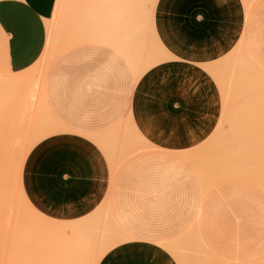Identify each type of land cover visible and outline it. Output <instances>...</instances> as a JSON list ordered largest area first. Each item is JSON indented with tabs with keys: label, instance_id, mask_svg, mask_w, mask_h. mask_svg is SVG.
Returning a JSON list of instances; mask_svg holds the SVG:
<instances>
[{
	"label": "rangeland",
	"instance_id": "374dc122",
	"mask_svg": "<svg viewBox=\"0 0 264 264\" xmlns=\"http://www.w3.org/2000/svg\"><path fill=\"white\" fill-rule=\"evenodd\" d=\"M87 1L57 0L44 46L28 56L23 72H12L0 40V167L11 168L0 178H10V196L2 201L13 207L11 215L3 207L0 230L5 225L10 230L2 231L15 238L0 236L15 243L10 254L0 241V264H107L115 245L150 239L137 232L138 217L125 215L119 195L125 183L165 166L172 182H186L197 212L212 191L229 184L264 191V0H97L93 8ZM89 9L95 10L88 20ZM167 95L189 98L191 104L172 107L190 117L160 119L162 132L207 135L147 136L145 128L156 124L138 120L149 109L138 102ZM224 264H264V250Z\"/></svg>",
	"mask_w": 264,
	"mask_h": 264
},
{
	"label": "crops",
	"instance_id": "0c3cea01",
	"mask_svg": "<svg viewBox=\"0 0 264 264\" xmlns=\"http://www.w3.org/2000/svg\"><path fill=\"white\" fill-rule=\"evenodd\" d=\"M56 4L57 0H0V40L6 43L5 55L13 73L25 71L19 69L30 63L28 56L42 50L46 23L53 17ZM189 100L174 95L141 97L138 103L149 109L138 120L156 124L146 127L145 134L207 135L190 134L182 128L162 132L167 128L158 123L160 119L188 120V112L180 115L176 113L179 109L173 112L176 108L172 106L191 104ZM165 105L169 106L165 109L168 112L159 113V106ZM156 170L148 177L125 183L119 195L125 215L138 217L141 228L137 232L150 239L125 240L115 245L108 251L107 264H224L264 250V191L229 184L212 191L197 212L186 182H172L166 166ZM172 184L175 187L166 191ZM193 233L202 248L197 246Z\"/></svg>",
	"mask_w": 264,
	"mask_h": 264
},
{
	"label": "bare ground",
	"instance_id": "6f19581e",
	"mask_svg": "<svg viewBox=\"0 0 264 264\" xmlns=\"http://www.w3.org/2000/svg\"><path fill=\"white\" fill-rule=\"evenodd\" d=\"M88 1H89V2H88ZM88 1H87V4H90L92 8H93V6L95 7V5L98 3V2H96L97 0H95V1L93 0V1L96 2V3H93L92 0H88ZM90 1H91V3H90ZM125 1H126V0H125ZM99 3H100V2H99ZM106 4H107V3H104V5L102 4V6L105 7ZM90 5H89V6H90ZM87 6H88V5H87ZM81 7H82V6H81ZM85 7H86V6H85ZM88 8H90V7H88ZM86 9H87V7H86ZM97 9H98V8H97ZM104 9H105V8H104ZM94 10H95V9H94ZM94 10H93V11H94ZM102 10H103V9H102ZM82 11H83V10H82ZM87 11H88V12H87ZM87 11H86V14H84V17L88 18V20H89V17H90V16H89V13L91 12V13L93 14V11H91V9H89V10H87ZM98 12H99V11H98ZM98 12H97V13H98ZM101 12H102V11H101ZM105 12H106V11H105ZM83 13H84V12H83ZM87 13H88V14H87ZM91 13H90V15H92ZM97 13H96V14H97ZM107 14H108V13H107ZM82 15H83V14H82ZM86 15H87V16H86ZM97 15H99V13H98ZM101 15H103V14H101ZM101 15H99V16L101 17ZM94 16H95V13H94ZM92 17H93V16H92ZM102 17H103V16H102ZM105 17H106V16H105ZM98 18H99V17H98ZM90 19H91V17H90ZM106 19H107V18H106ZM83 20H84V19H83ZM85 20H86V19H85ZM85 20H84V21H85ZM92 20H95V18L92 19ZM101 20H103V18H101ZM108 20H109V19H108ZM86 21H87V20H86ZM86 21H85V22H86ZM103 21H104V20H103ZM87 22H88V21H87ZM87 22H86V23H83V24H84V25L86 24V25L88 26V23H87ZM90 22H91V21H89V25H90L91 23H92V24L96 23V21H95V22L93 21V22H91V23H90ZM99 24H100V23H99ZM86 25H85V26H86ZM94 25H95V24H94ZM105 25H106V24H105ZM80 26H81V24H80ZM85 26H83L84 29L86 28ZM90 26L93 27V25H90ZM78 27H79V26H78ZM83 27H82V30H83ZM88 27H89V26H88ZM88 27H87V28H88ZM96 27H97V25H96ZM98 27H99V26H98ZM87 28L85 29L86 31L88 30ZM93 28H94V27H93ZM90 29H91V27H90ZM85 30H84V31H85ZM86 31H85V32H86ZM89 33H90V32H89ZM133 48H134V47H133ZM255 69H256V68H255ZM253 70H254V69H253ZM254 71H256V70H254ZM258 73H259V72H258ZM255 76H256V75H255ZM249 78H250V77H249ZM257 78H258V77H257ZM244 80H245V79H244ZM263 80H264V79H263ZM252 81H253V79H252ZM252 81H251V82H252ZM257 83H258V82H257ZM263 85H264V84H263ZM260 86L262 87V85H260ZM254 87H255V86H254ZM257 87H258V86H257ZM249 88H250V87H249ZM252 88H253V87H252ZM256 89H257V88H256ZM258 89H259V87H258ZM261 89H262V88H261ZM252 90H255V89H252ZM255 91H256V93H259L261 90L258 91V92H257V90H255ZM238 94H239V93H238ZM260 94H262V91L260 92ZM260 94H259V95H260ZM241 95H242V94H241ZM245 95H247V94H245ZM245 95H244V96H245ZM249 97H250V96H249ZM245 98H248V97H245ZM250 100H253V98H251ZM255 101L257 102V99H256ZM255 101H254V102H255ZM258 101H261V100L258 99ZM250 102H251V101H250ZM256 104L259 105L260 103L258 104V102H257ZM261 105H262V104H261ZM251 106H252V105H251ZM261 107H262V106H261ZM263 107H264V106H263ZM253 108H254V107H253ZM259 108H260V107H259ZM259 108H257V109H259ZM248 109H249V108H248ZM248 111H249V110H248ZM256 111H257V110H256ZM260 111H261V110H260ZM262 112H263V111H262ZM256 113H257V112H256ZM258 113H259V112H258ZM236 116H237V115H236ZM240 116H241V114L239 115V117H240ZM251 116H254V115L252 114ZM242 117L245 119V118H246V115H245V117H244V116H242ZM258 117H260V116H258ZM235 118L237 119V117H235ZM248 118H249V117H248ZM260 118H261V117H260ZM9 119H10V118H9ZM233 119H234V118H233ZM233 119H232V120H233ZM244 119H243V121H245ZM250 119H251V118H250ZM250 119H249V120H250ZM253 119H254V117H253ZM253 119H251V120H253ZM232 120H231V121H232ZM246 120H247V119H246ZM260 120H261V119H260ZM10 122H12V119L10 120ZM13 122H15V121H13ZM232 122H233V121H232ZM234 122H235V121H234ZM234 122H233V124H234ZM240 122H241V121H240ZM1 123H2V122H1ZM8 123H9V122H8ZM251 123H252V122H251ZM4 124H5V123H4ZM6 124H7V123H6ZM9 124H10V123H9ZM12 124H14V123H12ZM241 124H242V123H241ZM253 124H255V123H253ZM258 124H259V122L257 123V125H258ZM261 124H262V122H261ZM231 125H232V123H230V126H231ZM234 125H237L236 122H235ZM234 125L232 126V128L234 127ZM238 125H239V123H238ZM246 125H247V124H246ZM249 125H250V124H249ZM6 126H7V125H6ZM15 126H16V125H15ZM252 127H254V126H252ZM252 127H250V129H251ZM234 128H235V127H234ZM234 128H233V129H234ZM237 128H238V127H237ZM239 128H242V127H239ZM247 129H248V128H247ZM1 130H2V129H1ZM234 130H235V129H234ZM262 130H264V129H262ZM5 131H6V130H5ZM228 131H229V130H228ZM235 131H236V130H235ZM254 131L256 132V129H254ZM231 132H232V131H231ZM238 132H239V130H238ZM252 132H253V131H252ZM259 132H260V131H259ZM263 132H264V131H263ZM7 133H8V132H7ZM257 133H258V132H257ZM257 133H256V134H257ZM10 134H11V133H9V135H10ZM12 134H14V133L12 132ZM26 134H27V133H26ZM234 134H235V133H234ZM234 134H233V135H234ZM254 134H255V133H252V134L250 133V135H254ZM259 134H260V133H259ZM2 135H3V134H2ZM9 135L7 134V136H9ZM27 135H28V134H27ZM228 135H229V134H228ZM250 135H249V136H250ZM4 136H5V135H4ZM11 136H14V135H11ZM235 136H236V135H235ZM235 136H234V138H235ZM241 136H242V135H241ZM246 136H247V135H246ZM19 137H20V136H19ZM244 137H245V136H244ZM254 137L256 138L257 136H254ZM228 138H229L230 141H231L232 137H231V138L228 137ZM235 139H237V137H236ZM239 139H240V138H239ZM250 139H251V138H250ZM250 139H249V140H250ZM2 140H3V139H2ZM6 141H7V139H6ZM238 141H239V140H238ZM238 141H237V142H238ZM246 141H248V137H247ZM3 142H4V141H3ZM9 142H10V141H9ZM244 142H245V141H244ZM6 143H7V142H6ZM12 143H13V142H12ZM12 143H9V145H11ZM15 143H16V141H15ZM228 143H230V142L228 141ZM231 143H232V142H231ZM233 143H234V142H233ZM233 143H232V144H233ZM235 143H236V141H235ZM238 143H239V142H238ZM251 143H252V142L249 141V144H251ZM253 143H254V142H253ZM253 143L249 146V148H250L251 146H253ZM256 143H258V141L255 142V144H256ZM232 144H230V145H232ZM259 144H260V143H259ZM2 145H3V144H2ZM236 145H238V144H236ZM236 145H235V144L233 145V146H234V150H236L237 147L242 146V145L240 144V145L237 146L236 149H235V146H236ZM257 145H258V144H257ZM13 146H14V145H13ZM13 146L11 145V147H13ZM226 146H227V145H226ZM246 146H247V145H246ZM254 146H255V145H254ZM254 146H253V147H254ZM258 146H259V145H258ZM262 146H263V145H262ZM2 147H3V146H2ZM11 147H10V149H12V150L15 148V147H14V148H11ZM229 147H230V146H229ZM231 148H232V147H231ZM244 148H245V147H244ZM244 148H243V149H244ZM247 148H248V147H247ZM10 149H9V150H10ZM240 149H241V148H240ZM240 149H239V150H240ZM252 149H253V148H252ZM254 149H256V148L254 147ZM2 150H4V148H3ZM12 150H11V151H12ZM230 150H232V149H230ZM247 150H248V149H246V151H247ZM232 151H233V150H232ZM232 151H231V152H232ZM241 151H242V150H241ZM250 151H251V149H250ZM250 151H249V152H250ZM5 152H6V151H5ZM7 152H8V151H7ZM234 152H235V153L237 152V154L239 153V154H238L239 157L237 156L238 159L241 158V157H244V158H245V153H244V155H243L242 152H238V150H237V151H234ZM244 152H245V151H244ZM0 153L3 154V152H0ZM221 153H222V152H221ZM224 153H225V152H224ZM240 153H241V155H243V156L240 157ZM246 153H247V152H246ZM254 153H255V152H254ZM4 154H5V153H4ZM6 154H7V153H6ZM232 154H234V153H231L230 156H232ZM251 154H252V153H251ZM257 154H258V153H257ZM259 154H260V152H259ZM0 155H1V154H0ZM8 155H11V154L9 153ZM8 155L6 156V158L9 157ZM223 155H224V154H223ZM252 155H253V154H252ZM3 156H5V155H3ZM230 156H229V157H230ZM249 156H250V155H247L246 157L249 158ZM223 157H224V156H223ZM233 157H235V155H234ZM237 157H236V158H237ZM250 157H253V156H250ZM255 157L258 158V159L260 158V157H258V156H256V155H255ZM255 157H254V159H255ZM3 158H5V157H3ZM6 158H5V159H6ZM9 158H11V157H9ZM13 158H14V156H13ZM230 158H231V157H230ZM5 159H4V160H5ZM234 159H235V158H234ZM245 159H246V158H245ZM261 159H262V158H261ZM2 160H3V159H2ZM10 160H11V159H10ZM223 160H224V159H223ZM226 160H227V159H226ZM239 160H241V159H239ZM239 160H238V162H239ZM252 160H253V158H252ZM252 160H251V161H252ZM256 160H257V159H255L256 164H258L259 167H260L261 164H259V163H260L259 160H258V161H256ZM263 160H264V159H263ZM224 161H225V160H224ZM227 161H228V160H227ZM241 161H242V160H241ZM249 161H250V160H249ZM10 162H11V161H10ZM234 162H235V161H234ZM255 162H254V163H255ZM258 162H259V163H258ZM261 162H262V161H261ZM6 163H8V162L6 161ZM11 163H12V162H11ZM228 163H229V166L231 167L230 162H228ZM8 164H10V163H8ZM232 164H233V163H232ZM241 164H242V163H241ZM5 165H7V164H5ZM10 165H11V164H10ZM233 165H236V164H233ZM233 165H232V166H233ZM237 165H238V163H237ZM237 165H236V166H237ZM242 165H243V164H242ZM252 165H253V163H252ZM263 165H264V162H263ZM219 166H220V165H219ZM224 166H225V165H224ZM229 166L227 165V168H228ZM256 166H257V165H256ZM3 167H4V166H3ZM3 167H0V169L3 168ZM7 167H8V165H7ZM7 167L4 168L3 170H2V169L0 170V171H1V172H0V174H1L0 176H1V177L4 176V177L6 178L5 175H7V174L9 173L8 170L11 169V168L8 169ZM9 167H11V166H9ZM212 167L214 168L215 166H212ZM238 167H239V166H238ZM240 167H241V166H240ZM240 167H239V168H240ZM247 167H248V165H247ZM251 167H252V166H251ZM257 167H258V166H257ZM207 168H209V166H208ZM227 168H226V169H227ZM236 168H237V167H236ZM245 168H246V165H245ZM261 168H263V167H261ZM5 169H8V170H5ZM224 169H225V167H224ZM230 169H231V168H230ZM241 169H242V168H240V170H241ZM248 169H249V168H248ZM248 169H247V170H248ZM238 170H239V169H237L236 171H238ZM250 170H251V169H250ZM253 170H254V169H253ZM253 170H252V172H253ZM255 170H256V168H255ZM2 171L4 172V174H3ZM213 171H214V170H213ZM213 171H210V172L212 173ZM227 171H228V170H227ZM231 171H232V170H231ZM261 171H264V170H261ZM6 172H7V173H6ZM208 172H209V171H208ZM214 172H215V171H214ZM240 172H242V171H240ZM252 172H251V173H252ZM259 172H260V171H259ZM217 173H218V172H217ZM233 173H234V172H233ZM238 173H239V172H238ZM246 173H247V172H246ZM246 173H245V174H246ZM249 173H250V172H249ZM247 174H248V173H247ZM258 174H259V173H258ZM261 174H262V173H261ZM2 175H3V176H2ZM10 175H11V173H10ZM234 175H235V174H234ZM234 175H233V176H234ZM238 175H239V174H238ZM249 175H251V174H249ZM254 175H255V174H254ZM256 175H257V173H256ZM262 175H263V174H262ZM221 176H222V175H221ZM240 176H241V175H240ZM258 176H259V175H258ZM260 176H261V175H260ZM260 176H259V177H260ZM4 177H3V178H4ZM249 177H250V176H249ZM255 177L257 178V176H255ZM250 178H251V177H250ZM253 178H254V176H253ZM262 178H263V177H262ZM257 179H258V178H257ZM3 180H5V179H2V180H1V178H0V182H1V183L3 182L2 184L0 183V186L2 185L1 188H0V189H1V190H0L1 193H2V188H4V187L6 186L7 183H9L10 178H7V180H5V181H3ZM255 180H256V179H255ZM10 183H11V182H10ZM10 183L8 184L9 187L6 186V187H7L6 190L4 189L5 194H2V195H4V196H1V195H0V197H3V198H0V225H1V223L3 224L2 220H1V218H2V216H1V215H2V212L4 213V211H6V209H8V207H10V208H9L10 210L8 209V211H7V212H9L8 214H10V213H12V209H13V207H12V209H11V205H10V204H12L11 200L9 201L8 199H6V200L9 201V203H8L7 201H4V202L2 201V200H4V198H6L7 196H8V198H9V196H10V195H8V193H7L8 190H9L8 188L12 187V186H10ZM3 184H5V186H4ZM11 185H12V184H11ZM3 186H4V187H3ZM10 190H11V189H10ZM4 192H3V193H4ZM10 192H12V191H9V193H10ZM6 193H7V195H6ZM10 194H11V193H10ZM12 194H13V192H12ZM5 195H6V197H5ZM13 196H14V195H13ZM5 203H7V204H6L7 206L4 205ZM9 205H10V206H9ZM15 205H16V204H15ZM15 205H14V206H15ZM3 207H4V211H3ZM10 211H11V212H10ZM14 211H15V210H14ZM5 213H6V212H5ZM8 214H6L7 217L9 216ZM3 215H4V214H3ZM10 215H11V214H10ZM16 215H17V214H16ZM16 215H15V213H14V216H16ZM18 215H19V214H18ZM18 215L16 216V219L18 218ZM6 216H4L3 219H5V218L7 219ZM14 216L12 217L13 220L15 219ZM10 218H11V216H10ZM20 218H21V217H20ZM43 218H44V217H43ZM11 220H12V219H11ZM11 222H12V221H11ZM15 222H16V220H15ZM4 223L6 224V223H8V222H6V220H5ZM9 223H10V222H9ZM13 223H14V222H13ZM16 223H19V222H16ZM34 223H35V222H34ZM19 224H20V223H19ZM32 224H33V223H32ZM8 225H9V224H8ZM10 225L12 226V224H10ZM14 225H15V224H14ZM14 225H13V226H14ZM37 225H38V224H37ZM2 226H3L4 229L6 228L5 225H2ZM13 226H12V227H13ZM26 226H27V225H26ZM14 227H15V226H14ZM18 227H19V226H18ZM22 227H23V226H22ZM3 228H1V230H0V231H1V232H0V236L3 235V234L5 235V234H6L5 232H6L7 230H8V231L10 230V229H7V228H8V227H7V228L5 229L6 231H4V230L2 231ZM10 228H11V227H10ZM20 228H21V227H20ZM43 228H44V227H43ZM25 229H28V228L26 227ZM25 229H24V230H25ZM14 231H15V230H14ZM14 231H13V233H14ZM28 231H29V230H27V232H26L27 235L24 234L25 231L23 232V234H24V237H25V236H29V237H28V239H29V238H30V233H29ZM3 232H4V233H3ZM2 233H3V234H2ZM8 233H9V232H8ZM8 233H7V234H8ZM10 233L12 234V231H11ZM28 233H29V234H28ZM7 234H6V235H7ZM11 234H9L10 237H11ZM54 234H55V233H54ZM57 234H59V233H57ZM6 235H5V236H6ZM47 235H48V234H47ZM59 235H60V234H59ZM7 236H8V235H7ZM9 236H8V237H9ZM16 236H17V235H16ZM33 236H34V234H33ZM54 236H56V235H54ZM1 237H2V236H1ZM1 237H0V238H1ZM3 237H4V236H3ZM10 237H9V238H10ZM19 237H20V236H19ZM21 237H22V233H21ZM21 237H20V238H21ZM6 238H7V237H6ZM9 238H8L7 241H9ZM11 238H14V234H13V237H11ZM26 238H27V237H26ZM32 238H33V237H32ZM14 239H15V238H14ZM39 239H40V238H39ZM2 240L5 241L6 244L8 243V242H6L5 237H4V239L2 238ZM2 240H0V241H2ZM12 240H13V239H12ZM24 240H25V238H24ZM24 240L22 239L21 242L24 241ZM34 240H35V239H34ZM13 241H14V240H13ZM28 241H29V240H28ZM24 242H25V241H24ZM29 242H30V241H29ZM38 242H39V245H41V244H43V243L45 244V242L41 243L40 240H39ZM46 242H47V241H46ZM1 243H2V242H1ZM1 243H0V247H1V245H2ZM40 243H41V244H40ZM8 244L10 245V247L8 246V251H9L10 254H11V251H10V250H13V249H14V248L11 249V247L13 246L12 244H15V243L12 242L11 244H10V243H8ZM8 244H7V245H8ZM25 244H26V243H25ZM7 245H6V246H7ZM11 245H12V246H11ZM28 245H29V244H28ZM51 245H52V243H51ZM4 246H5V245H4ZM31 246H32V245H31ZM42 246H43V245H42ZM42 246H41V247H42ZM68 246H69V245H68ZM78 246H79V245H78ZM58 247H59V245H58ZM9 248H10V250H9ZM34 248H35V246H34ZM3 249H5V248L3 247ZM5 250H6V249H5ZM16 250H17V249H16ZM40 250H41V249H40ZM70 250H73V248L70 249ZM3 251H4V250H3ZM3 251H2V252H3ZM5 252H6V251H5ZM9 252H7V254H8ZM34 252H35V251H34ZM3 253H4V252H3ZM1 254H2V253H1ZM1 254H0V255H1ZM59 254H60V253H59ZM12 255H13V254H12ZM43 255H44L43 257L46 256L45 254H43ZM49 255H50V254L48 253V256H49ZM8 256H10V255L8 254ZM8 256H7V257H8ZM26 256H27V255H26ZM2 257H5V258H6V253H5V256H2ZM16 257H17V256H16ZM59 257H60V256H59ZM72 257H73V255H72ZM55 258H56V257H55ZM7 259H8L9 261H11V260H12V257H11V260H10L9 257H8ZM16 260H17V259H16ZM45 260H46V259H45ZM45 260H44V261H45ZM51 260H52V258H51ZM58 260H60V259H58ZM65 260H66V259H65ZM3 261H4V260L1 259L0 262L2 263ZM12 261H13V260H12ZM46 261L49 262L50 259H49V260H46ZM62 261H63V258H62ZM4 262H5V261H4ZM19 262H20V261H19ZM60 262H61V261H60ZM6 263H7V262H6ZM6 263H5V264H6ZM20 264H21V263H20ZM36 264H39V262H36ZM57 264H58V262H57ZM65 264H67V263L65 262ZM74 264H75V263H74Z\"/></svg>",
	"mask_w": 264,
	"mask_h": 264
}]
</instances>
